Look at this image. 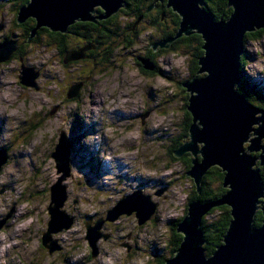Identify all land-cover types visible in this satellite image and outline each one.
<instances>
[{
    "label": "clouds",
    "instance_id": "clouds-1",
    "mask_svg": "<svg viewBox=\"0 0 264 264\" xmlns=\"http://www.w3.org/2000/svg\"><path fill=\"white\" fill-rule=\"evenodd\" d=\"M33 3L0 0V45H16L10 58L0 61V150L7 157L0 164V264H169L179 257L187 240V233L179 227L190 217L194 201L211 204L198 227L205 241L199 245L203 259L212 260L221 246H227L225 237L236 219L232 205L227 212L211 211L232 191V185L226 183L229 171L215 164L223 175L213 181H204L203 175L198 182L190 174L196 163L203 165L204 141L196 142L195 153L191 149L184 152L190 155L191 166L179 159L184 154H178L193 142L194 125L204 130L190 110L199 93L188 88L210 76L209 71H202L201 59L207 56L203 33L192 28L190 35H179L189 37L188 41L174 44V39H168L171 36L165 38V29L153 23L154 7L142 8L138 19L134 0H123L111 15L96 4L88 12L93 19L87 21L103 24L112 17L107 25L112 36L99 47L96 61L68 64L69 53L84 55L83 50L76 51V44L62 50L52 37L40 34L39 28L33 30L29 42L17 25L16 9H21L20 18ZM147 3L155 5L160 0ZM165 3L174 10L172 18L181 21L179 33L184 16L170 6V0ZM214 3L215 10H210L209 0L197 2L196 7L210 10L218 24L230 23L237 10L232 0ZM82 20L75 19L67 30H56L67 33ZM173 27L170 24L168 31ZM80 31L93 42L100 35L92 29ZM241 47L240 71L252 79L264 78V26L245 30ZM144 59L153 65L150 72L143 69ZM24 69L38 73L33 84L22 82ZM77 85V94L70 98L69 88ZM232 90L244 96L240 84H233ZM245 100L259 110L253 113L258 122L251 124L239 155L254 159L250 170L259 174L264 185V135L260 134L264 107L259 106L264 101L256 95L245 96ZM77 117L95 129L80 144L95 151L110 169L95 183H89L75 164L62 171L55 156L62 138H71ZM254 143L259 145L255 150ZM141 179L151 183L141 186ZM57 185L65 195L59 211L71 223L51 231L52 190ZM137 191L154 206L151 216L141 222L138 211L133 210L109 219ZM262 207L264 194H259L250 224L252 233L264 229V220L257 215ZM98 224L99 235L93 241L90 231ZM217 230L224 232L222 245L213 244L208 235ZM153 244L161 251L159 257L153 254Z\"/></svg>",
    "mask_w": 264,
    "mask_h": 264
},
{
    "label": "water",
    "instance_id": "water-1",
    "mask_svg": "<svg viewBox=\"0 0 264 264\" xmlns=\"http://www.w3.org/2000/svg\"><path fill=\"white\" fill-rule=\"evenodd\" d=\"M122 2L123 0H34L28 9L22 11L20 18L21 9H19L17 21L19 24H23L32 18L36 21L35 29L45 28L52 32H60L56 29L67 30V25L77 18L84 19L80 21L82 23H95L87 20L93 19L88 15V12L96 4L105 7L107 15H111L119 9ZM197 2L202 3L203 0H170V6H174L175 10L180 11L184 20L180 32L178 33V29L173 38L171 36L168 39H174V43L182 37H187L179 35H190L191 29L197 28L207 40L205 45L207 56L201 59L202 71L210 72L207 79L197 80L188 85L189 90L199 93L198 97L192 99L190 110L196 119L204 124V130L201 131L194 125L191 129L193 142L181 148L178 154L183 155L188 149L195 153L197 141L206 143L203 150L205 156L203 165L196 163L190 174L199 182L200 178L203 175L205 177L212 168L218 167L220 169V166L215 164H220L228 169L229 175L226 178V183L232 185V191L223 200L216 203L217 206H228L229 208L230 205L234 206L236 219L225 237L227 246H221L214 258L205 262L203 252L199 247L205 241L203 232L199 230L198 226L201 215L211 207V204L203 205L200 201H194L191 204L190 217L179 227L180 231L187 233V240L180 249L179 257L169 264H264V229L255 233L250 232L251 220L256 211V197L259 194H264V185L260 184L259 174L250 170L251 164L255 162L254 159L246 156L242 158L239 155L242 150L241 144L247 138L251 124L258 122L253 119V113L259 110L254 109L245 100V96L237 95L232 90L233 84H241L242 82L238 62L239 55L243 51L241 38L244 31L250 30L253 25L264 26V0H232L237 10L228 24L216 23L208 12L196 7ZM101 10L106 15V10ZM172 11L174 12L173 9ZM39 23L47 24L53 29L47 25L41 27ZM32 24L30 22L31 26ZM60 33L66 34L65 32ZM33 35L35 33L32 31L31 38ZM164 43L166 41L161 42V45ZM93 49H95L94 45H88L77 50H83L84 55L82 52L79 54L69 53L66 62L84 60L87 58L86 53ZM15 50L16 45L12 42L0 45V61L10 58ZM141 63L145 64L146 70L151 71L153 65L149 60L144 59ZM22 75V82L27 85L33 84L38 73L31 69H24ZM79 87L80 85H77L70 90V98L77 94ZM184 93L188 94L185 91ZM185 112L187 114L189 112L191 115L190 111L187 112V108ZM260 134L264 135V128L261 129ZM72 146L69 138H62L55 154L62 171L67 172L69 165L72 164ZM258 147V143H254L253 150ZM6 159L5 150H0V164ZM52 193L55 207L50 209L53 216L50 230L59 231L67 227L71 223V219L59 211L65 199L64 189L57 185L53 188ZM133 210L138 211L141 222H143L151 216L154 206L137 191L135 195L123 200L117 209L109 214V219H114L122 212ZM259 211L263 214L264 220V207L258 209L257 213ZM99 227L100 224L95 230L90 231L89 238L91 240L94 241L99 235ZM177 232L179 233L178 229ZM47 239L46 237V242ZM52 247L55 248L56 245L53 243Z\"/></svg>",
    "mask_w": 264,
    "mask_h": 264
},
{
    "label": "trees",
    "instance_id": "trees-1",
    "mask_svg": "<svg viewBox=\"0 0 264 264\" xmlns=\"http://www.w3.org/2000/svg\"><path fill=\"white\" fill-rule=\"evenodd\" d=\"M221 2H226V0H221ZM134 5H135V11H136L138 19H139L140 18V10L142 8H144V7H150L151 3H147V0H134ZM209 8H210V10H215L216 9V4L214 3V0H209ZM210 10L208 11V13L214 19V16H213V14H212V12ZM18 11H19V8H18ZM164 13L169 15V19H168L169 20L168 21L169 24H174L175 25V27H173V29L170 32L168 31L169 26L168 25L165 26V30L167 31V34H166L165 38H167L168 36H172L173 37L175 35V33L177 32V30L179 29L180 21H179L178 18H175V19L172 18L174 12L172 11V9L167 7L165 2H164V5H163V8L161 7V14L158 17H156V20L153 21V23L154 24H158L159 23L158 21L161 20V16ZM17 18H18V16H17ZM112 19L113 18L111 17L108 20L104 21L103 24H99L97 26H94V24L93 25H89L87 23L79 22L78 25L72 26V28L70 29V32L73 33L74 35L81 34L82 37H83V35L86 36L87 33L80 31V29H86V30L87 29H92V30H94L96 28L98 32H101L99 37L97 38L96 42H93L92 40L88 39V40L84 41L85 45L83 46V44L81 43V46H83L82 48H84L85 46H88V45H96V46L99 45V47H100L107 41V39L111 38V36H112V33H111L110 29L107 27V25L112 21ZM29 22L33 23L32 26L28 25ZM17 24H19L18 21H17ZM19 25H24L25 26L24 30H25L26 38H28L29 42H31L32 31L37 26L36 25V21L34 19H32V18H29L28 20L25 21V23L19 24ZM101 29H102V31H101ZM43 31H47V34L49 35V29H45V28L41 29L40 34H42ZM69 35H71V34H69ZM71 37H72V39L74 38V36H72V35H71ZM189 39H190L189 37H182L181 39H179L176 42H174V44H179L180 42L188 41ZM200 39H202V37ZM80 40L82 42L83 39L80 38ZM82 48H80V49H82ZM201 52H203L202 49H201ZM198 61H199V59H197L195 61L197 67L199 66L198 65ZM240 87H241V89L244 92V96L256 95L259 99L264 101V94L262 92H260L258 85L254 84V83H251L247 78H245L243 76V72H242V82L240 84ZM259 106L264 107V105H259ZM187 112H188V110H187ZM187 115H189V117L191 116L189 114V112H188ZM71 142H72V140H71ZM72 144H73V142H72ZM187 156L188 155H185L182 159H185V162L187 164H189V166H191V158L189 159ZM222 175L223 174H222L221 170L218 167H214V168H212L211 170H209L207 172V174L205 175L203 180L204 181H213L217 177H222ZM198 199H206V197H198ZM217 210L226 211L227 212V211H230L231 209L228 206H217V207L213 208L211 211L215 212ZM257 215L260 216L262 218V220H263V214L260 211L257 213ZM228 219H231V217H228ZM224 227L226 228L227 225H224ZM208 235H209V237H210V239H211L213 244L222 245L223 236H224V232L222 230L209 232ZM178 236H180V235H178Z\"/></svg>",
    "mask_w": 264,
    "mask_h": 264
},
{
    "label": "rangeland",
    "instance_id": "rangeland-1",
    "mask_svg": "<svg viewBox=\"0 0 264 264\" xmlns=\"http://www.w3.org/2000/svg\"><path fill=\"white\" fill-rule=\"evenodd\" d=\"M16 11H18V8L16 9ZM17 25L25 32L24 25H19V24ZM28 25H30V22L28 23ZM42 34H47V32H43ZM76 42H79V39L74 38L71 40L70 44H74ZM68 64H77V63L69 62ZM243 76L247 78L251 83L258 85L260 92L264 94V78L252 79L244 73ZM70 90L71 88H69V91ZM185 95L188 94L185 93ZM2 124L3 122L0 121V127H2ZM94 130L95 129L93 126L86 125L79 117H77L73 123L72 136L70 138V140H72L73 142L72 152H71L72 164H75L77 167L80 168L82 172H84L87 175L89 183H95L105 172L110 170L107 163L102 162L97 158L95 151L89 150V148L86 145L80 144V140L85 135L93 133ZM180 160L185 161V159L182 158H180ZM140 183L141 186H145L151 182L141 179ZM169 223L171 224L173 222L170 221ZM152 251L153 254L155 253L154 255L157 257H159L161 254V251L156 248L155 244H153L152 246Z\"/></svg>",
    "mask_w": 264,
    "mask_h": 264
},
{
    "label": "flooded vegetation",
    "instance_id": "flooded-vegetation-1",
    "mask_svg": "<svg viewBox=\"0 0 264 264\" xmlns=\"http://www.w3.org/2000/svg\"><path fill=\"white\" fill-rule=\"evenodd\" d=\"M164 2H165V0H163L162 2L160 1L159 4H155V5L151 3L150 8L154 7V12H155L154 17H152V20H153V21H155V20H156V17H158V16L161 14V7L163 8ZM100 11L103 13V11H102L101 9H100ZM166 17H169V15H167V14L164 13V14H162V16H161V20L158 21V22H159L158 25H159L160 27H163L164 29H165V26H166V25H170L169 22H168L169 20H166V19H165ZM140 18H141V17H140ZM140 18H139V19H140ZM145 18H147V17H145ZM107 20H108V19H107ZM81 23H82V22H81ZM83 23H87V24H89V25H93V24H94V26L99 25V24H95V23H92V22H89V23H88V22H83ZM167 28H168V27H167ZM94 30L97 31L96 28H95ZM165 31H166V30H165ZM97 32H98V31H97ZM99 33H101V32H99ZM166 33H167V31H166ZM69 34H71L72 36H74V38L79 39V42L74 43V44L77 45L76 50H79L80 48H82V47L85 45V43H84V41H86V39H85L86 36H85V35H83V37H82L81 34L74 35L73 33L70 32V30H69L66 34H62V33H60V32H52V31L49 30V36L52 37V38H53V39L59 44V46L61 47L62 50H64L65 47L71 48L72 45H73V44H70L72 37H71V35H69ZM74 38H73V39H74ZM80 38L83 39L82 42H81ZM94 42H96V41H94ZM81 43L83 44V46H81ZM160 43H161V42H160ZM94 46H95V49H93V50H89V51L86 53V56H87L86 59H84V60H80V61H75V62H76V63H82V62H87V61H96V60H97V57H98V49H99V45H97V46L94 45ZM100 47H101V46H100ZM149 61H150V60H149ZM75 62H72V63H75ZM143 69H144L145 72H150L149 70H146V69L144 68V65H143ZM183 91L187 92L185 89H184ZM188 116H189V115H188ZM187 157L190 159V155H188ZM177 234L180 235L178 232H177ZM154 254H155V253H154ZM159 264H163V261H160Z\"/></svg>",
    "mask_w": 264,
    "mask_h": 264
},
{
    "label": "bare ground",
    "instance_id": "bare-ground-1",
    "mask_svg": "<svg viewBox=\"0 0 264 264\" xmlns=\"http://www.w3.org/2000/svg\"><path fill=\"white\" fill-rule=\"evenodd\" d=\"M241 74H242V71H241Z\"/></svg>",
    "mask_w": 264,
    "mask_h": 264
}]
</instances>
